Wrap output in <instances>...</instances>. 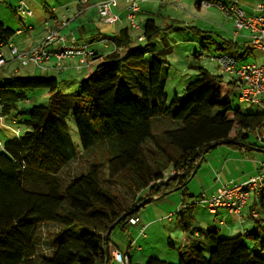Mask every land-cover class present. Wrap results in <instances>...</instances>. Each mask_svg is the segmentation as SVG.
Here are the masks:
<instances>
[{"label": "trees", "instance_id": "obj_1", "mask_svg": "<svg viewBox=\"0 0 264 264\" xmlns=\"http://www.w3.org/2000/svg\"><path fill=\"white\" fill-rule=\"evenodd\" d=\"M149 28L151 40L158 32ZM14 34L0 21L2 40ZM130 38L123 29L114 39L119 46ZM153 45L126 57L107 55L80 90L56 93L46 106L19 108L28 98L24 90L0 92L2 114L23 116L0 158V264H111L113 231L126 229L140 211L125 214L148 197L187 192L210 145L248 144L251 132L264 128V111L230 112L223 75L204 65L196 66L200 77L187 84L185 96L171 100L165 57L146 58ZM240 48L218 42L221 52L239 55ZM76 160L82 165L74 174L69 167ZM256 206L257 228L233 236L210 230L209 252L191 247L179 263L150 256L145 264H264V196ZM44 230L52 255L39 242Z\"/></svg>", "mask_w": 264, "mask_h": 264}, {"label": "crops", "instance_id": "obj_2", "mask_svg": "<svg viewBox=\"0 0 264 264\" xmlns=\"http://www.w3.org/2000/svg\"><path fill=\"white\" fill-rule=\"evenodd\" d=\"M0 1L4 2L0 5V21L3 23L4 19H12L11 13L7 11L10 8L20 17V12L18 8H16L17 3L20 6L21 2L24 1L28 8H31L33 3L37 9L36 11L33 10V15H24L26 17L24 20L19 21L17 18V21H10V26L4 23L7 27L13 29L15 34L7 41L0 38V49L1 44H4L3 51L7 56V62L0 66V92L2 93V91L10 87L16 90H24L28 98L18 104L19 108L32 105L46 106L48 104L43 103H46L48 99L50 101L51 97L56 93L60 92L66 94L75 92L77 87L81 85V82L85 81L91 73L94 72L107 55L115 52L118 53L120 57H126L130 55L132 51L141 47L138 45L139 42L147 41L148 44H150L158 35H155L153 39L149 40L155 32L150 28H148L149 31H146V27L148 26L146 25L147 21L145 25L139 24L138 26H134L132 24V21L128 17V0H118L117 5L111 7V11L120 17L116 23H107L102 19L100 6L104 0H87V2H84L85 0ZM200 6L202 5L200 4ZM247 7L248 12H254V7ZM141 12L153 15V13L149 11H144L143 6L140 4V11L138 14ZM234 17L235 15L233 13V19ZM171 19L174 20V17H171ZM56 26L60 29L62 34L67 30L66 34L63 36L66 37L68 43L89 44L90 48L94 50V55L90 58L88 65L81 66L79 57H69L63 61L58 60L53 53L49 61H44L40 65H36L35 63L24 64L21 57L12 55L10 50L11 44L17 46L20 52L29 51L41 44ZM151 27H153L155 31H159L162 26L156 27V23H154ZM123 29H128L131 36L129 42L125 44L124 47L122 45L117 46L114 39ZM132 29L137 31L135 35H133ZM143 36L146 37L144 41L140 40V37ZM234 37L235 39L231 41L237 43L241 47L239 51L240 56H245L250 48L256 49L251 44L249 32L247 30H244L240 34H236L235 32ZM136 41H138V43ZM149 49L150 52L147 53L146 58L157 57L156 55L161 53V50L157 49L154 45L150 46ZM53 50L54 48H51V51ZM260 52V59H263L260 64H263L264 53L262 51ZM229 54L236 56L238 59L237 55L232 53ZM176 62L185 64L187 61L181 62V60H176ZM195 64L194 62L188 63L190 67H195ZM166 65H168V63H165L164 66L166 67ZM169 65H171V63H169ZM176 65L180 66L178 64ZM180 71L182 72V68L179 72ZM211 71L214 72L213 70ZM225 74L227 75L225 76L223 73L220 74L223 75V92L225 89H235L240 94V85L237 76L233 73ZM262 98L264 100V93L262 94ZM261 111H264V108ZM16 112L17 110H12L7 114H3L0 119V140L2 142H5L4 137L11 132L18 134V128H16L17 124L14 121L17 119V116H15ZM257 131H259V139L262 144H255L254 146H252L253 144L251 146L249 144H241L237 147L235 146L243 152L248 153L249 151L257 150L259 154L257 162L248 163L250 169H248V171L244 170V175L232 176L231 178H227V180L224 179V173L231 162V158L226 154L219 155L217 152L212 151L215 147L222 144L211 148L205 153L204 157L199 161L198 170L195 175L201 182V190L198 194L205 192L211 195L217 192L224 184L230 183L231 181L244 182L250 177L257 175L259 171L263 169L264 157L260 152L264 153V150H262L264 149L262 148V146L264 147V128ZM208 152H211V154H208ZM3 153L4 150H1L0 158ZM259 161H262V166L258 168V165L254 164H258ZM210 175L213 181L209 180ZM198 194L194 188L191 190L188 187L187 192L177 190L167 193L163 197L156 199L158 203L155 205H149L141 209L139 212L140 221L138 224H128H130V226H136V230L140 234L142 228H145L144 233H142V236L146 238L144 239V243L140 242V239L137 240L138 238H135L136 234L133 236L132 229H128L131 237L127 235V240L124 242L125 248L123 244L121 246V244L119 245L117 243L116 237L112 236V242L109 244V251L112 259L111 264H128L120 263L115 260L113 254L117 250L127 253L129 264H145L150 256L157 255L149 254L150 249L148 245V243H150V248H152L153 244L157 242L156 238H159L161 241L165 237L168 238V244L171 246L169 248L172 250L168 255H171L169 257L174 259L177 255L180 257L185 250L191 247L203 248L207 241L206 235L210 230H218L220 235L226 230L228 231V233L225 234L226 236H232L233 233L236 232L239 234L251 230V225L246 224V221H249L247 218L253 216L252 212L257 208L254 198L249 201L247 207L244 209L242 218L236 213H231L226 207H220L216 212H212L207 207L199 208V205H195L193 208L181 211V213L176 212L181 207V200L183 198L187 199L188 197V199H190L198 196ZM174 212L176 213L170 216V214ZM204 231H207V233L205 234ZM48 249L49 251L52 250L51 248ZM63 258H65V256H63Z\"/></svg>", "mask_w": 264, "mask_h": 264}, {"label": "rangeland", "instance_id": "obj_3", "mask_svg": "<svg viewBox=\"0 0 264 264\" xmlns=\"http://www.w3.org/2000/svg\"><path fill=\"white\" fill-rule=\"evenodd\" d=\"M36 1V0H32ZM40 1V0H39ZM45 1V0H43ZM46 1H52V0H46ZM261 0H240V3H238V7H241L245 10H247V6L249 7H255L259 4ZM219 4H213V5H198L197 0H181L179 2L172 1V0H145L141 2V6H143L144 11H149L152 14H144L139 13L137 14V22L141 25H148L146 27V31H148L150 26H153L154 23H156V27H161L159 31L157 30V36L153 39L152 43L155 44L157 49H160L162 53H160L161 57L164 56L166 63V68L168 69V72L170 73V78L167 83V91L169 93L170 99L173 100V98L179 94V96L184 97L185 96V88L187 84L193 80H196L200 77V71L197 68L200 65H204L209 67L211 70L216 72V74H224L225 76L228 72H224L217 62L213 61L212 58L214 56L223 54L221 53V50L218 49V42H224V40H234L235 37V19H233V12H229V8L234 3V0H221L217 1ZM4 2L0 1V5H2ZM167 3V4H166ZM166 4V5H165ZM225 4L228 5V10H223L221 8V5ZM32 10H37L35 5L32 3ZM158 5V6H157ZM165 5V6H164ZM16 8H19L18 3L16 4ZM9 13H11V20L4 19V23L7 26L9 25L10 21H17V18L19 21L24 20L26 17L21 14L20 17L18 14H15L13 12V9L10 8ZM14 13V14H13ZM171 17H174V20L171 19ZM181 20V21H178ZM67 31V30H66ZM66 31H64V34H66ZM52 32V31H51ZM50 32V33H51ZM61 32V31H60ZM133 35L136 34V30L132 29ZM49 33V34H50ZM48 34V35H49ZM61 33V35H64ZM47 35V36H48ZM210 36L209 39L206 37ZM46 36V37H47ZM211 39L215 40L216 42H212ZM144 41V40H142ZM115 42V41H114ZM138 43V41H136ZM111 43V42H109ZM148 44L147 41L139 42L138 45L141 47H146ZM123 47L125 44L122 45ZM139 47V48H141ZM138 48V49H139ZM27 52V51H26ZM197 53L202 54V58H197ZM261 52L257 49H249L248 53L245 56L237 55L239 62L242 63H249V62H258L259 64L263 61V59H260ZM77 57V56H76ZM160 57V58H161ZM176 60L187 61L185 64H181L180 62H176ZM189 62H194L195 67H190L188 65ZM171 63V65H169ZM173 64V66H172ZM176 64L180 65L177 66ZM80 65L86 66V64H82L80 62ZM197 66V67H196ZM182 68V72L179 70ZM80 83V82H79ZM85 83V82H84ZM82 85V84H81ZM81 85L77 87L76 91L80 90ZM85 85V84H84ZM75 91V92H76ZM224 97L229 102V108L230 112H233L235 110H241L243 112H257L263 110V107L254 104L252 102L248 101H241L239 98V93L235 89H225L224 90ZM46 102V101H45ZM49 99L46 103L48 104ZM15 116H17L18 122L16 123L18 128L19 126L22 127V120L23 116L15 113ZM70 126L72 131V137L74 140L79 141V134L77 131V127L75 124V121L72 119L70 120ZM22 132H24V128H22ZM17 134L14 132H11L9 135H6L4 137V141L13 139ZM248 144L251 146H254L255 144H262L261 140L259 139V131H252L249 138H248ZM5 145V144H4ZM212 151L217 152V154L222 155L226 154L228 157L231 158V162L229 166L226 168V171L224 173V179L227 180V178H231L232 176H240L244 175V170L250 169L249 168V162H257L258 161V151L252 150L247 152L241 151V149L236 148L230 144H222L217 147H215ZM208 154H211V152H208ZM260 154L264 157V153L260 152ZM239 162V164H238ZM82 165V160H76L73 163H71L69 170H72V173H79V170ZM258 168L262 166V161H259ZM264 169V167H262ZM210 181H213L210 175ZM231 182H237V181H231ZM188 187L193 190V188L196 190L197 194L201 190V182L197 176H195L191 182L188 184ZM181 191L180 189H178ZM177 191V190H175ZM200 194H198L199 196ZM198 197H192L190 199H186V201H194ZM251 199L254 198L250 197ZM250 199V200H251ZM184 198L181 200V204L183 203ZM158 203V201L154 200L153 202L147 204L144 207H147L149 205H155ZM143 207V208H144ZM206 207L205 205L201 206L199 205V208ZM247 207V206H246ZM245 207V208H246ZM141 208V209H143ZM178 211V210H177ZM176 211V212H177ZM174 212V213H176ZM252 217V216H251ZM247 218L249 221H246V224L251 225L252 228H257L258 224L253 218ZM132 229L133 236L136 234L135 238L140 239V242L144 243V238L142 236V233L140 234L136 230V226H130V224L127 225V229H123L120 227L116 228L113 231L112 236L117 238V243L125 248L124 242L127 240V235L131 237L129 234V230ZM205 234L207 231H204ZM46 231H43V238L40 239V244L42 246V251L44 250L49 255L53 254V251H49L47 248V244H45V238L46 237ZM228 231L224 230L222 232V235L226 236ZM233 235H237L236 233H233ZM232 235V236H233ZM129 239V237H128ZM143 239V240H142ZM157 242L153 244V247L150 248L149 245V254L156 256H159L161 258H164L170 262L179 263L181 260V255H177L174 259L170 258L168 255L172 251L169 247H171L168 244V238L165 237L162 241L159 238H156ZM129 241V240H128ZM128 243V242H127ZM203 249L205 252H209L208 245H204ZM155 252V253H151ZM61 261L64 260V258H60ZM66 262L68 259L65 260ZM59 264V263H57Z\"/></svg>", "mask_w": 264, "mask_h": 264}, {"label": "built area", "instance_id": "obj_4", "mask_svg": "<svg viewBox=\"0 0 264 264\" xmlns=\"http://www.w3.org/2000/svg\"><path fill=\"white\" fill-rule=\"evenodd\" d=\"M145 0H128V17L134 26H138L137 14L140 11V4ZM179 2L181 0H172ZM84 2H87L85 0ZM118 0H104L100 6V14L102 19L107 23H116L120 17L111 11L113 5H117ZM239 0H234V3L229 8V12H233L235 17V32L236 34L242 33L244 30L249 32L251 44L254 48L264 53V0L260 1L254 7V12L238 7ZM219 4L218 2H210L207 0L202 1V5ZM223 10H228V5L222 4ZM22 15H33L34 12L31 8L26 6L24 1L18 8ZM64 23V22H63ZM146 37H140L144 40ZM115 47L116 44L114 43ZM4 44H1L0 49V66L7 62V56L3 51ZM51 48H54L51 51ZM11 53L13 56L22 58L24 64L35 63L40 65L44 61H49L52 53L58 60H65L69 57H79L82 64H89L90 58L94 55V50L90 48L89 44L85 43H68L65 36L61 35L60 29L56 26L52 32L39 44L37 47L27 51L20 52L17 46L11 44ZM196 57L202 58V54L197 53ZM217 62L224 72L233 73L237 76L240 85L239 98L241 101H248L254 104L261 105L264 108V100L262 94L264 93V63H240L236 56L229 53H223L212 58ZM82 66V65H81ZM3 104L0 98V119L3 114ZM17 123L16 120H14ZM17 133H20L18 127ZM4 143L0 140V151L4 149ZM176 171L169 175L172 176ZM168 175V176H169ZM254 196L255 202L259 203L260 198L264 196V169L259 171L257 175L250 177L243 183L230 182L221 186L217 192L209 195L205 192L200 194L196 200L187 202L183 201L181 207L177 212L185 211L193 208L195 205H205L210 211L216 212L220 207H226L231 213L238 214L243 217V211L250 201V197ZM175 213H171L173 216ZM254 217H257L258 211L255 208L252 212ZM132 224H138L139 217L130 220ZM145 228H142L141 233H144ZM116 261L120 263H128L129 258L127 253L117 250L113 254Z\"/></svg>", "mask_w": 264, "mask_h": 264}, {"label": "water", "instance_id": "obj_5", "mask_svg": "<svg viewBox=\"0 0 264 264\" xmlns=\"http://www.w3.org/2000/svg\"><path fill=\"white\" fill-rule=\"evenodd\" d=\"M227 142H228V141L216 142V143L210 145V147L207 149V151H209L211 148H213V147H215V146H217V145H219V144H223V143H227ZM262 150H264V149H262ZM197 170H198V166H197V168L195 169V171H194V173H193V176L196 175ZM166 194H167V193H164L163 195L158 196V197H157V196H153V197H148V198L144 199V200L141 201L139 204H137L136 207H135L134 209H132L131 211H129L127 214H125L122 218H124V217H125L126 215H128V214H131V213H134V212H136V211H139L142 207H144V206H146L147 204L153 202L154 200L158 199L159 197H163V196L166 195ZM118 223H119V221H118L117 223H115V224L110 228V230H109V234H108V236H107V241L109 240V238H110V234L112 233V231L114 230V228L117 226ZM121 228H124V226L122 225ZM107 250H108L109 260H110L111 255H110L109 247L107 248Z\"/></svg>", "mask_w": 264, "mask_h": 264}, {"label": "bare ground", "instance_id": "obj_6", "mask_svg": "<svg viewBox=\"0 0 264 264\" xmlns=\"http://www.w3.org/2000/svg\"><path fill=\"white\" fill-rule=\"evenodd\" d=\"M244 182H245V181H244ZM238 183H243V182H238ZM142 208H143V207H142ZM140 210H141V209H140ZM140 210H139V211H140Z\"/></svg>", "mask_w": 264, "mask_h": 264}]
</instances>
